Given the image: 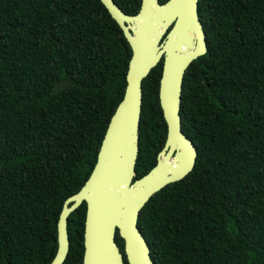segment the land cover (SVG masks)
Segmentation results:
<instances>
[{
	"label": "trees",
	"instance_id": "trees-1",
	"mask_svg": "<svg viewBox=\"0 0 264 264\" xmlns=\"http://www.w3.org/2000/svg\"><path fill=\"white\" fill-rule=\"evenodd\" d=\"M113 1L127 15L141 3ZM198 17L207 52L185 71L179 111L196 162L137 225L153 264H264V0H199ZM130 57L100 0H0V264L52 261L59 214L95 165ZM161 67L142 82L136 178L166 140ZM85 213L83 203L68 217L63 264H82Z\"/></svg>",
	"mask_w": 264,
	"mask_h": 264
},
{
	"label": "water",
	"instance_id": "water-1",
	"mask_svg": "<svg viewBox=\"0 0 264 264\" xmlns=\"http://www.w3.org/2000/svg\"><path fill=\"white\" fill-rule=\"evenodd\" d=\"M100 2L131 49L126 87L109 120L91 173L80 190L64 201L57 221V248L50 264L66 260L67 220L83 203L82 264H153L137 225L140 211L155 193L184 179L197 157L195 145L182 132L179 111L185 71L207 52L198 17L199 0H167L163 4L141 0L135 15L125 14L113 0ZM160 63L158 101L166 140L156 165L136 178L142 82ZM117 235L123 241V251L115 243Z\"/></svg>",
	"mask_w": 264,
	"mask_h": 264
},
{
	"label": "flooded vegetation",
	"instance_id": "flooded-vegetation-1",
	"mask_svg": "<svg viewBox=\"0 0 264 264\" xmlns=\"http://www.w3.org/2000/svg\"><path fill=\"white\" fill-rule=\"evenodd\" d=\"M158 1H159L160 4H163V3L166 2L167 0L164 1V2H161V0H158ZM164 144H165V142H164ZM163 147H164V145H163ZM162 149H163V148H162ZM162 149H161V150H162ZM157 156H158V154H157ZM157 156H156V162H157Z\"/></svg>",
	"mask_w": 264,
	"mask_h": 264
},
{
	"label": "bare ground",
	"instance_id": "bare-ground-1",
	"mask_svg": "<svg viewBox=\"0 0 264 264\" xmlns=\"http://www.w3.org/2000/svg\"><path fill=\"white\" fill-rule=\"evenodd\" d=\"M164 158H160V160H163Z\"/></svg>",
	"mask_w": 264,
	"mask_h": 264
}]
</instances>
